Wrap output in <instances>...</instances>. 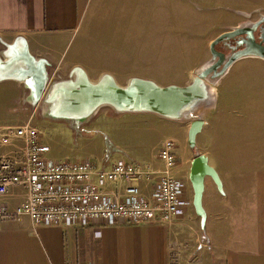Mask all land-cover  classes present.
I'll use <instances>...</instances> for the list:
<instances>
[{"label": "rangeland", "instance_id": "374dc122", "mask_svg": "<svg viewBox=\"0 0 264 264\" xmlns=\"http://www.w3.org/2000/svg\"><path fill=\"white\" fill-rule=\"evenodd\" d=\"M229 1L210 0L209 6L197 7L184 0H115L118 4L116 14L90 10L69 46L64 49L62 43H56L52 57L59 59L60 69L55 64L47 66L46 88L56 81L65 82L62 76H68L77 63L82 68L87 65L98 71L100 68L117 69L122 73L129 71L131 77L155 80L161 86L187 84L193 70L209 56L208 44L218 33L263 14L256 8L238 11L229 6ZM235 13L239 19L231 21ZM73 60L77 62L71 66L66 64ZM56 75L62 79H54ZM119 81L118 85L126 84L125 79L119 78ZM17 88L10 81L0 83V126H17L28 121L37 127L42 142L48 146L46 158L92 159L105 153L108 158L143 164L150 161L161 143L169 138L178 146L176 152L182 157L181 131L176 121L145 111L108 114L105 106L87 120L67 121L47 116L40 110L39 102L33 108L35 112L30 114L21 111ZM207 90L210 91L207 98L194 100L181 113L190 119L203 120L200 132L195 134V147H189L190 151L182 157L185 165L189 167L196 153L205 154L207 162L216 170L231 160L249 157L256 160L257 151L264 152V125H257L263 116L258 120L256 115L264 110V60L249 56L235 60L217 84L207 83ZM204 183L201 205L205 210L215 196L218 202L223 197L211 178L205 177ZM235 196L234 200L233 197L228 199V217L234 215L230 201L240 198ZM188 213L189 219L195 220L192 226L198 232L200 225L195 211L190 208ZM186 228V232L191 233L190 227ZM186 238L192 239L189 234Z\"/></svg>", "mask_w": 264, "mask_h": 264}, {"label": "crops", "instance_id": "0c3cea01", "mask_svg": "<svg viewBox=\"0 0 264 264\" xmlns=\"http://www.w3.org/2000/svg\"><path fill=\"white\" fill-rule=\"evenodd\" d=\"M184 1L192 6L207 7L209 6L207 2L210 0ZM236 1L230 0L229 6H233L238 11L256 8L264 14V0H249L248 3L245 0ZM117 9L118 4L115 0H0V40L11 43L20 36L28 46L30 55L45 58L51 65L55 64L60 69L59 59L52 57L56 43H62L64 49L69 46L74 33L83 25L90 10L95 13L102 10L111 15L116 14ZM234 15L235 18L232 17L231 21L239 19L238 13ZM3 48L0 44V49ZM75 61L77 62L73 60L66 64L71 66L76 63ZM77 64L74 67H80ZM80 68L91 80H95L93 78L100 74L98 72L104 70L102 68L100 71L93 70L87 65L83 66L84 69ZM104 72L102 73L111 75L117 83L121 82L119 78L127 80L130 76L129 71L122 73L117 69H108ZM2 76L4 75L0 74V83L10 81L18 87L21 111L33 114L34 109L26 102L28 99L34 104L35 98L29 99V96L33 97L32 92L25 98L27 90L22 82L12 79L2 80ZM58 78L60 77L57 76L55 79H62ZM56 83L59 84L61 81ZM61 84L66 86L67 82ZM46 91L47 102L52 97H56ZM44 104L45 102L42 106L43 112H45ZM102 109L105 107H101L95 115ZM106 109V113H114L111 108ZM256 115L258 120L263 116L262 120L257 122L258 126H263L264 110L256 112ZM192 119L185 116L171 119L178 123L177 127L181 131L182 157L186 155L187 150L190 151L189 145L186 144V134L189 121ZM23 144L20 139L13 140L9 145L2 146L0 155L19 156L22 154ZM177 148L176 145L175 153L182 158L176 152ZM257 155L256 160L250 157L239 158L235 162L231 160L223 163L217 170L214 169L223 184L224 194H220L223 200L221 199L219 204L215 196L213 203L205 208L206 226L203 234L200 230L198 232L194 230L192 226L194 219L188 217L190 208L184 215L168 223L106 224L102 226L98 235L94 228L81 225L34 227L25 216L20 219H1L0 264H264V152L261 154L257 151ZM91 160L95 161L97 167L104 168L116 159L108 158L103 153L99 158L93 157ZM146 163L154 174L150 180L144 179L139 185L140 193L144 197H149L151 182L157 175L183 177L188 174L185 158H182L180 165L166 171L156 153ZM230 164L233 166L230 167ZM123 189L121 181L107 182L104 185V190L109 192L121 193ZM9 191L5 200L10 207H13L23 199L25 192L16 186ZM235 195H239L240 198L235 202L230 201V209L234 211V215L228 217V199L233 197L234 200L237 197ZM187 226L190 227L191 233L186 232ZM187 234L191 235L192 239L186 238Z\"/></svg>", "mask_w": 264, "mask_h": 264}, {"label": "built area", "instance_id": "2783aa9c", "mask_svg": "<svg viewBox=\"0 0 264 264\" xmlns=\"http://www.w3.org/2000/svg\"><path fill=\"white\" fill-rule=\"evenodd\" d=\"M17 139L24 143L22 154L0 155V220L25 216L34 227L81 225L94 228L98 235L106 224L168 223L192 208L187 175H157L149 197H144L139 185L154 174L147 163L117 158L102 168L91 159H49L40 130L28 121L0 127L2 146ZM175 148L169 138L156 152L165 171L182 162ZM117 181L123 183L121 193L104 190L107 182ZM15 186L25 193L10 207L5 199Z\"/></svg>", "mask_w": 264, "mask_h": 264}, {"label": "water", "instance_id": "95a60500", "mask_svg": "<svg viewBox=\"0 0 264 264\" xmlns=\"http://www.w3.org/2000/svg\"><path fill=\"white\" fill-rule=\"evenodd\" d=\"M254 31L260 38L257 42L254 41ZM239 35L244 36L229 47L231 53L225 54L223 51L215 49L214 46L218 42H224ZM0 44L4 47L0 49V73H7L1 79L22 82L27 90L25 98L30 92L35 98L34 104L26 99L30 108H35L39 102L42 111L47 92V66H50V63L45 58L30 55L28 46L20 36L11 43L0 40ZM237 47L239 48L237 49ZM208 48L209 56L198 68L193 70L191 81L180 86L171 84L161 86L155 80L131 76L127 78L126 84L118 85L114 80L113 83L105 82L107 75L101 73V77L99 76L95 80L75 79L76 85L71 87L74 84L71 80L75 74L74 68H71L68 76H62L69 86L61 85L56 90L61 97L60 104L65 101H74L79 105V112L62 109L49 115L68 121L72 117L70 114L79 113L87 120L89 116L94 115L101 107L105 106L111 108L114 113L128 111L141 113V111H145L167 119H180L183 108H186L194 100H202L209 96L210 91L207 90V83L210 85L217 84L235 60L246 56L259 57L264 60V14H258L254 21L244 20L240 25L230 27L227 31H221L216 38L209 42ZM233 48L235 49L233 50ZM54 79L50 80L49 85ZM202 121L196 117L189 121L186 140L190 149L195 147V134L200 132ZM207 161L208 157L205 154L196 153L189 162L187 174V180L191 186V207L198 217L199 229L202 233L206 226V211L201 205V196L205 187L204 178H211L216 185V190L220 194H224L222 191L223 184L217 175V171Z\"/></svg>", "mask_w": 264, "mask_h": 264}, {"label": "bare ground", "instance_id": "6f19581e", "mask_svg": "<svg viewBox=\"0 0 264 264\" xmlns=\"http://www.w3.org/2000/svg\"><path fill=\"white\" fill-rule=\"evenodd\" d=\"M73 70H75V74H74L73 79L74 78H76L78 80L88 79L84 75V73H83V71H82V69L80 67H74ZM0 74L7 75V73H0ZM106 75H107L106 76L107 79L105 80V82L113 83V80H114L113 77L111 75H109V74H106ZM74 81H72L74 84L71 85V87H74V85H76V83ZM61 83H59V84L56 83V82L52 83V85L47 89L50 94H52L53 96L55 95V96L59 97V98L53 99V100H52V98H53L52 97L50 100H48V102H47V100L44 101L45 104H44L43 110L46 112L47 115H49L50 113H54V111H56V110H62V109L63 110H70V111H73V112H75V111L79 112L78 111L79 110L78 109L79 105L77 103H74V101H68V102L65 101V102H62L60 104V98L61 97H60L59 93H57L56 88L60 87L62 85ZM68 86H69V84L67 83L65 87H68ZM32 96H33V93H32ZM32 98L33 97L29 96V99H32ZM70 116H72V117H70L71 119H75L77 117V118H79V120H85V117L83 115L81 116L79 113L70 114Z\"/></svg>", "mask_w": 264, "mask_h": 264}, {"label": "flooded vegetation", "instance_id": "af4514ba", "mask_svg": "<svg viewBox=\"0 0 264 264\" xmlns=\"http://www.w3.org/2000/svg\"><path fill=\"white\" fill-rule=\"evenodd\" d=\"M254 20H256V19H254ZM254 20H251V21H254ZM243 36L244 35H239V36H236L235 38H231V39L224 41V42L220 41L214 47L217 51L218 50L223 51V53H225V54L231 53V50L229 49V47H231V45H233L237 40H241L240 38H242ZM253 36H255V40H254L255 42L260 40L259 36H257V33L255 31L253 33ZM238 48L239 47H237V49ZM234 49L235 48H233V50Z\"/></svg>", "mask_w": 264, "mask_h": 264}, {"label": "trees", "instance_id": "16d2710c", "mask_svg": "<svg viewBox=\"0 0 264 264\" xmlns=\"http://www.w3.org/2000/svg\"><path fill=\"white\" fill-rule=\"evenodd\" d=\"M202 232V231H201ZM203 234V233H202Z\"/></svg>", "mask_w": 264, "mask_h": 264}]
</instances>
